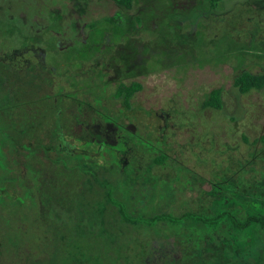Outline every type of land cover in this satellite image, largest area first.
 <instances>
[{
    "label": "rangeland",
    "instance_id": "obj_1",
    "mask_svg": "<svg viewBox=\"0 0 264 264\" xmlns=\"http://www.w3.org/2000/svg\"><path fill=\"white\" fill-rule=\"evenodd\" d=\"M75 3L74 0H0V58L16 52L22 63L21 53L31 47L27 38L41 34L54 22L59 26V32L54 33L59 40L57 47L69 49L74 46L73 25L77 29L75 36L83 43L95 25L103 28L106 36L112 34V28L126 31L125 23L110 22L109 16L116 14L119 20L130 13L134 16L135 26L121 40L114 38L113 44L109 42L110 48L102 45L97 58L71 67L76 75L71 73L70 88L75 91L69 98H75L78 93L79 99L91 103L93 110L88 121L99 123L90 127L96 137L111 143L104 144L105 152L113 153L98 157L91 154L95 144L90 146L74 138L81 127L73 123L71 143H77L76 149L87 150L69 156L70 165L84 164L83 173L80 170L69 178L72 213H76L74 205L78 204L89 219L110 220L108 212L100 210L97 195L101 188H111L112 196L130 214L142 216L160 209L177 212L191 206L202 209L205 204L200 201L202 196L212 202L210 207L215 206L218 199L213 200L212 195L199 190V179L205 178L215 185L229 180L234 176L233 169L249 158L253 148L262 146L253 141L264 134V89L242 94L234 86L233 78L241 70H264V0H221L207 10L203 9L202 0H132L128 8L123 7L121 0H90L83 16L74 9ZM49 35L45 36L46 42L50 41ZM32 47L41 58L40 44ZM61 50L54 46L45 48L44 56L48 64L63 70L61 64L67 54ZM80 55L87 60L89 51L83 49ZM90 81L96 85H90ZM118 82L141 85L131 98L130 108L112 96ZM212 88L221 89L219 109L201 105ZM97 95L102 96L100 102L95 101ZM71 119L69 113L63 121L69 123ZM99 119L115 121V144H112L114 126ZM47 127L36 136L41 141H47L55 133L53 124ZM6 149L10 152V148ZM159 154H165L166 160L163 164L153 163ZM261 156L264 160V154ZM1 172L0 167V175ZM78 182H83L84 187L80 196L73 189ZM202 187L208 190L209 185ZM241 201L243 207H253L248 205L247 196L241 197ZM254 208L264 211V202L255 204ZM106 226L84 244L96 256L95 262L117 264L115 227L111 220L106 221ZM195 229L190 233L187 228L186 240L195 239V234L201 231L199 227ZM130 231L134 237L129 233L126 240L117 241V246L127 243L134 251L154 239L150 228L131 227ZM159 231L156 228L155 234ZM262 236L250 229L243 239L234 238L222 244L223 254L210 261L264 264ZM22 243L29 250L35 248L33 234L28 232ZM207 248L215 247L210 244ZM129 251L132 254L129 259H136Z\"/></svg>",
    "mask_w": 264,
    "mask_h": 264
},
{
    "label": "trees",
    "instance_id": "obj_2",
    "mask_svg": "<svg viewBox=\"0 0 264 264\" xmlns=\"http://www.w3.org/2000/svg\"><path fill=\"white\" fill-rule=\"evenodd\" d=\"M74 1L76 2L74 9L80 15L85 13L90 0ZM121 1L124 3V6L122 5L124 8H128L132 2V0ZM219 1L221 0H202L201 4L202 7L205 6L203 9L207 10L215 7ZM133 17L131 13L124 15L120 20L116 14L109 16L110 22L125 23L126 31L120 28L115 31L116 28H112V34L106 36L104 29L95 25L89 30L85 45L75 36L77 29L76 25H73L74 46L70 50L80 52L85 49L86 52L89 51V56L84 60V56L72 54L71 67L81 65L82 60L97 58L102 45L110 48L109 42L113 44L114 38L121 40L135 26ZM95 21L97 20L93 19V22ZM83 24L88 25L85 21ZM58 28L59 26L54 22L41 34L27 38L31 47L26 50L28 54L24 57L25 63H22L21 57H18L16 52L6 58H0V167L3 170L0 175L2 183L0 185V264H102L99 261L95 262L96 256L86 249L84 241H91L96 237L97 231L106 229V221L110 220L115 227L117 264H214L210 260L218 259L220 253L223 254L225 248L223 249L222 244L234 238L243 239L250 229H255L259 235H263V238L264 211L254 207L255 204L264 202V160L261 156L264 154V134L253 141V144L260 142L262 146L259 149L254 147L249 158L233 169L232 178L218 182L219 185L213 184L210 180L206 181L205 178L199 179V190L212 195L210 197L213 200L218 199V202H213L215 206L210 207L209 203L212 202L202 196L200 201L205 203L202 209L192 206L178 212L160 209L151 215L142 216L130 214L125 205L112 196L111 188L109 190L101 188L97 195L98 201L101 202L100 210L102 213L108 212L110 220L95 217L89 219L83 212V206L78 204L74 205L76 213H72L69 178L71 174L80 170L83 173L84 164L76 162L69 165L67 158L69 151L67 155L60 153L57 145L60 139L58 140L57 137L58 131H62L64 125L63 108L51 106V102L49 103L53 98L52 72L42 63L38 64L32 47L40 44L44 52L45 48L50 49L52 46L59 50L58 37L54 36L55 32H59ZM46 34H50L49 42L45 41ZM107 37L109 40H106ZM233 84L242 94L264 89V70L260 72L241 70L234 76ZM90 85H96V82L90 81ZM140 88L138 82L129 84L118 82L112 96L120 99L124 107L130 108L131 98ZM73 91L75 90L72 88L71 92ZM220 95V88H212L201 105L219 109ZM59 99H62V95ZM37 100H45L46 103L38 104ZM101 100L102 96L97 95L95 101ZM83 103L86 104L84 108ZM85 108L88 117L93 110L91 103L79 99L77 93L72 99L71 127L73 123H79L85 117L83 112ZM58 112L61 113L60 116ZM97 121H88L89 131L93 130L90 126L99 123ZM49 123L53 124L55 132L50 145L36 137L40 130L48 128ZM101 123L115 125L114 121L105 120ZM78 133L72 136L90 146L95 144L90 151L91 154L94 151L98 156L104 153L113 154L110 151L105 152L104 147L105 143H111L102 139L93 143L90 133H87L88 137L85 136L87 135L85 131ZM26 139L31 142L26 143ZM72 144L71 152L76 154L80 149L75 150L77 143L74 141ZM51 146L56 150L53 159L49 154ZM6 147L10 148V152H7ZM22 149L26 152L23 155L20 153ZM17 156H23V159L20 160L18 157L17 160ZM165 160L166 155L159 154L153 158V163L163 164ZM23 168L24 176L21 175ZM206 184L209 185L208 190L202 187ZM73 189L76 195L80 196L84 190L83 182H78ZM246 196L249 200L248 205L253 206L251 209L242 206L241 197ZM131 227L152 229L154 239L134 251L127 243L117 246V241L126 240L129 233L134 237L130 231ZM197 227L201 231L195 234V239L186 240L189 232L194 233ZM156 228L160 231L155 234ZM187 228H190V231ZM39 229L42 232H39ZM28 232L33 234L36 241L35 248L30 250L22 243ZM210 244L215 248L208 250L207 246ZM129 250L136 259H129L132 255L129 254L131 253ZM208 253H211L210 257Z\"/></svg>",
    "mask_w": 264,
    "mask_h": 264
},
{
    "label": "flooded vegetation",
    "instance_id": "obj_3",
    "mask_svg": "<svg viewBox=\"0 0 264 264\" xmlns=\"http://www.w3.org/2000/svg\"><path fill=\"white\" fill-rule=\"evenodd\" d=\"M57 44H58V42H57ZM82 44L85 45V41ZM81 48H82V46H80V49ZM59 49H63L61 51H64L67 54V56L64 59L63 64H61V65H64L65 69H63V70H62L61 67H59V69H57V67H55V65L52 66L51 64H49V66H48V63L45 60L44 51L41 54L42 55L41 58L39 56H37V54H35V53L33 55L36 57V60H37L38 64H39V62L42 63L43 65L47 66L46 68L50 72H52V74H51V79H52L51 83L52 84L51 85H52V90H53V98H52V100H49V103L51 102V106L54 105V107L55 106L56 107H61L62 106L64 117L65 116L67 117V116H69V113L71 114V112H72L71 111L72 99L69 98V94L71 95V91H72L71 88H70L71 87V82H72L71 81L72 80L71 79V73H72L71 72V70H72L71 69V59H72V54L75 55V56H78L83 49L80 52L75 51V50L71 51L70 50L71 47L69 49H67V47L59 48ZM27 54H28V52H22L21 53V55H23L24 57L27 56ZM23 63H25L24 59H23ZM67 75H68V78H67ZM60 91H62V92L60 93ZM61 95H62V99H59ZM114 99H115V97H114ZM68 100H69V102H68ZM81 100H83V99H81ZM42 102L46 103L45 100H37L38 104H41ZM85 105L86 104L83 103V108L85 107ZM84 110H83V112L85 114L84 115L85 117L83 119H81L78 124L81 127L80 129H81L82 133L85 131L86 134L90 133L92 135V140H93V143H94L95 141H98L101 138L99 139L98 137H96L94 130H92L93 132L91 130L89 131V125H88V121H87V118H86L87 117L86 108ZM60 112H61V110H60ZM60 112H58L59 116L61 115ZM114 124H115V121H114ZM113 126H114V137H113L112 144H115V125H113ZM58 134L59 135H58L57 138H58V140L59 139L60 140L58 141L57 145H58V148L60 149V153H62L64 155L65 154L67 155V152L69 151V153L67 155L68 157L64 156V158L67 157L69 159V156L72 153L71 152V146H72V143H71V139H72L71 121L69 123H65V121H64V125H62V131L61 130L58 131ZM50 136L51 135H49L47 137L48 140L46 141L47 144H49V145H50V143H52V142H50L51 139H53ZM102 140L105 141V142H108L105 139H102ZM53 142H54V140H53ZM68 144H69V147H67ZM83 149L80 148L81 151H85L86 152L87 149H85V148H83ZM75 150H77V149L75 148ZM20 153H21V155H23V153L25 154L26 152L22 149V151ZM49 154L52 157V159L55 158L56 150H55L54 146L49 150ZM93 154L98 156L95 151H94ZM114 155H115V153H114ZM24 170L25 169L23 168L22 173H21L22 176H24V172H25Z\"/></svg>",
    "mask_w": 264,
    "mask_h": 264
}]
</instances>
